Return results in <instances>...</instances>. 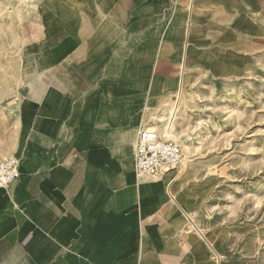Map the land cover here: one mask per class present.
I'll use <instances>...</instances> for the list:
<instances>
[{
  "label": "crops",
  "instance_id": "obj_1",
  "mask_svg": "<svg viewBox=\"0 0 264 264\" xmlns=\"http://www.w3.org/2000/svg\"><path fill=\"white\" fill-rule=\"evenodd\" d=\"M191 3L198 54L184 58ZM56 12L47 41L60 63L23 92L19 136L0 129V160H20L0 188V264H218L187 213V171L139 178L134 143L174 98L181 61L246 66L232 45L260 28L264 0H58Z\"/></svg>",
  "mask_w": 264,
  "mask_h": 264
},
{
  "label": "rangeland",
  "instance_id": "obj_2",
  "mask_svg": "<svg viewBox=\"0 0 264 264\" xmlns=\"http://www.w3.org/2000/svg\"><path fill=\"white\" fill-rule=\"evenodd\" d=\"M57 4L0 0V129H10L15 138L20 134L15 116L23 92L37 72H52L60 63L59 54H51L55 45L47 41L55 34ZM193 12L192 4L182 22L187 25L184 58L198 54L190 40ZM260 22L257 31L239 39L244 44L232 45L248 58L243 69L219 72L201 61V67L191 71L188 58L178 69L179 77L183 64L173 133L188 154L180 169L168 172L178 178L187 171V213L217 248L218 264H225V257L239 264H264V14ZM175 91L167 103L175 99ZM147 126L163 129L156 115Z\"/></svg>",
  "mask_w": 264,
  "mask_h": 264
},
{
  "label": "built area",
  "instance_id": "obj_3",
  "mask_svg": "<svg viewBox=\"0 0 264 264\" xmlns=\"http://www.w3.org/2000/svg\"><path fill=\"white\" fill-rule=\"evenodd\" d=\"M133 160L139 178L154 180L161 171L168 172L181 163V147L174 140L162 138L156 130L143 127L138 131L134 143ZM19 162L15 155L0 160V188H6L18 178ZM168 192L174 199L169 189Z\"/></svg>",
  "mask_w": 264,
  "mask_h": 264
},
{
  "label": "bare ground",
  "instance_id": "obj_4",
  "mask_svg": "<svg viewBox=\"0 0 264 264\" xmlns=\"http://www.w3.org/2000/svg\"><path fill=\"white\" fill-rule=\"evenodd\" d=\"M181 65H182V67H181V70L179 72L180 78L178 79L177 86H176V91H175V99L172 101V103L168 102L165 105H163L162 108H161V113H160V115H158L159 120L163 123V129L161 130V132H159L154 127L145 126V127H148V128L156 130L162 138L174 140L176 142H178L179 140H178V137L173 133V120H174V117L176 115V111H177L178 104L180 102L181 94H182V85H183V76H182V74L184 72V70H183L184 66H183V64H181ZM180 146L182 147L181 150H183V154L185 156L183 158V154H182V160H181L180 164H183L185 159L187 158L188 149L185 146V144H183L182 142L180 143ZM181 166H183V165H181ZM164 170H166V169H164ZM192 225H193V223H192ZM219 259H220V257L218 256V261H219Z\"/></svg>",
  "mask_w": 264,
  "mask_h": 264
}]
</instances>
